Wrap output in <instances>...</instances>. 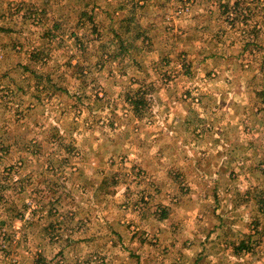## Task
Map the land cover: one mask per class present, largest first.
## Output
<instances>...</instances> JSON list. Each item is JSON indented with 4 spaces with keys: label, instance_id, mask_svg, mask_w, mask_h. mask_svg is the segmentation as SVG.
<instances>
[{
    "label": "rangeland",
    "instance_id": "1",
    "mask_svg": "<svg viewBox=\"0 0 264 264\" xmlns=\"http://www.w3.org/2000/svg\"><path fill=\"white\" fill-rule=\"evenodd\" d=\"M84 2L0 0V264H264V0Z\"/></svg>",
    "mask_w": 264,
    "mask_h": 264
},
{
    "label": "crops",
    "instance_id": "2",
    "mask_svg": "<svg viewBox=\"0 0 264 264\" xmlns=\"http://www.w3.org/2000/svg\"><path fill=\"white\" fill-rule=\"evenodd\" d=\"M235 97H236L235 95L232 96V103L235 101ZM226 123L228 124V122ZM233 123H234V119L232 120L231 128H233ZM227 126L230 127L229 124ZM255 129L264 130V123L261 125L255 124ZM252 135L253 136L259 135V138L261 139L264 134L263 132H256ZM252 135H249L248 137H251ZM227 137L228 139H232V141L234 142L235 137L232 135L231 131L228 132ZM241 141L243 142L248 141L246 134L243 135V137L241 138ZM157 231L160 232L161 230L160 231L157 230ZM132 240H134L135 242H138V247H139L132 253V255L134 254L136 255L134 256L136 264H197L198 262L197 261L198 256L196 254L190 253L189 250H185V249L179 250V251L171 250V252L169 250L167 254H161V252L152 251L151 247L146 245V241L141 242L142 239L139 240L137 236L133 237ZM128 258L129 257L127 255L126 259ZM176 258H179V260H177ZM126 264H133V261L129 260L128 263Z\"/></svg>",
    "mask_w": 264,
    "mask_h": 264
},
{
    "label": "trees",
    "instance_id": "3",
    "mask_svg": "<svg viewBox=\"0 0 264 264\" xmlns=\"http://www.w3.org/2000/svg\"><path fill=\"white\" fill-rule=\"evenodd\" d=\"M125 4H130L132 6L133 2H132V0H125ZM134 4H136L135 6H142L143 5V4H139L138 1H134ZM96 6H97V4H96L95 0H91V2H89V3L84 2V3H79V5L77 4L76 7H74L73 11H72V12H77V14L74 16L75 22L77 24H82V23L84 24V23L88 22V24L91 25V27H92V31L96 32L98 27L96 24H93V21L95 20V18L88 14V12H96L99 9ZM125 7L126 6L124 4H121L119 9H122ZM116 32H117L118 40L115 41L113 48L111 50V55L113 57L121 56L122 54H124V52L126 53V51L128 50L126 44L120 38L121 36L119 35L117 30H116ZM58 34H56V35H58ZM53 37H55V36H53ZM74 40L78 43L81 41L80 37L77 34H76V36H74ZM35 56H36V54H33V56L30 55L29 59L33 58L32 60H29V61H31L32 64L35 63V60H36V59H34ZM26 69H27V67H26Z\"/></svg>",
    "mask_w": 264,
    "mask_h": 264
}]
</instances>
